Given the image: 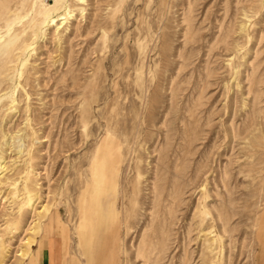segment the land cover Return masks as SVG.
Instances as JSON below:
<instances>
[{"label": "rangeland", "instance_id": "1", "mask_svg": "<svg viewBox=\"0 0 264 264\" xmlns=\"http://www.w3.org/2000/svg\"><path fill=\"white\" fill-rule=\"evenodd\" d=\"M0 264H264V0H0Z\"/></svg>", "mask_w": 264, "mask_h": 264}, {"label": "bare ground", "instance_id": "2", "mask_svg": "<svg viewBox=\"0 0 264 264\" xmlns=\"http://www.w3.org/2000/svg\"><path fill=\"white\" fill-rule=\"evenodd\" d=\"M110 162V161H109ZM104 163V162H103ZM103 179V176H101L100 178H98V180H97V185L95 184V187H94V194H98L99 193V191H100V188H98V185H104L103 183H102V179ZM110 189V188H109ZM108 191H110V190H108ZM102 194V193H101ZM104 194V193H103ZM105 195V194H104ZM100 198V197H99ZM93 200V199H92ZM98 203V202H97ZM99 205V204H98ZM101 207V206H100ZM98 210H100V208H98ZM103 211V210H102ZM88 220H86V222H87ZM61 223V222H60ZM58 224V223H57ZM52 226V225H51ZM54 227V226H53ZM57 227V226H56ZM89 227H88V229H87V233H85L84 234V238H86V235H90V237L92 236V235H94L95 234V231L93 230V228H92V230H90V232H89ZM55 231V230H54ZM58 231V230H57ZM111 238H113V237H111ZM106 239V238H105ZM109 247V246H108ZM113 248V247H112ZM111 253V252H110ZM62 263V262H61Z\"/></svg>", "mask_w": 264, "mask_h": 264}]
</instances>
